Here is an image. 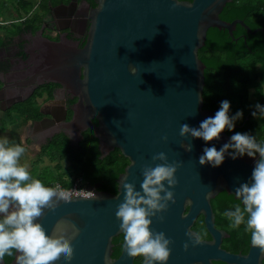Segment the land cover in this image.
Returning <instances> with one entry per match:
<instances>
[{"label": "water", "instance_id": "1", "mask_svg": "<svg viewBox=\"0 0 264 264\" xmlns=\"http://www.w3.org/2000/svg\"><path fill=\"white\" fill-rule=\"evenodd\" d=\"M96 1L97 5L86 12L90 25L85 44L79 47L68 38L51 44L62 51L63 57L42 72L45 83L55 82L77 90L80 100L69 126L86 123L99 138L100 151L105 154L120 149L130 161L122 173V185L134 183L137 191L142 192V167L162 163L153 162L154 154L164 152L169 163L182 162L175 174L178 184L170 189L176 202H169L168 210L162 213V223L152 218V230L164 232L174 242L167 264H264L259 250L251 244L246 253L222 246V240L230 234L215 226L211 203L223 191L235 197V188L250 180L259 155L232 159L225 154L219 167L199 163L205 147L219 150L240 125L211 142L179 135L182 124L198 128L203 120L215 115L204 107L206 65L199 57L209 28L226 29L231 36L238 24L249 33L264 28L252 30L239 18L222 19L221 12L232 0H182L183 4L176 8L174 0ZM131 67L137 69L135 75ZM92 118L99 124L95 125ZM164 136L167 142L162 139ZM182 144H191V151ZM97 186L90 184L88 189L99 199L74 196L54 212L45 209L36 222L49 235L61 218L77 225L80 234L72 241L75 257L71 264H106V258L110 264H132L125 249L118 260L111 256L112 237L121 231L115 213L123 201L124 189L114 196ZM189 198L193 205L183 218L176 204ZM195 213L204 215L211 239L193 247L186 233L192 231L187 221ZM186 242L188 251L183 247ZM0 264L7 263L4 259ZM8 264H15V255ZM55 264L67 262L61 258Z\"/></svg>", "mask_w": 264, "mask_h": 264}, {"label": "clouds", "instance_id": "2", "mask_svg": "<svg viewBox=\"0 0 264 264\" xmlns=\"http://www.w3.org/2000/svg\"><path fill=\"white\" fill-rule=\"evenodd\" d=\"M181 4L182 0H174L173 8ZM130 71L135 75L137 69L131 67ZM230 107L228 100L221 101L213 117L203 120L198 128L182 124L179 135L205 142L219 139L222 132L226 129L233 131L236 121L243 118L242 111L230 116ZM254 108V118L258 113L264 117V105L257 103ZM162 139L167 142L168 138L164 136ZM181 147L191 151L192 145L182 144ZM25 151V147L10 143L7 137L0 138V262L6 256L15 255V264H55L61 258L71 264L75 257L72 241L80 234L77 225L71 219L61 218L49 235L36 221L45 214V209L54 212L62 202H71L74 192L85 200L99 197L91 191L46 186L32 177L26 165L20 162ZM225 154L232 159L259 155L250 180L235 188L234 195L242 205L236 204L234 210L225 211L223 215L231 221V227L245 226V231L250 233L251 246L259 250L261 261H264V142L258 143L256 137L249 133L235 132L219 150L215 146L205 147L199 163L219 167ZM152 160L162 163L142 167V192L136 190L134 183H123L124 197L115 215L120 221L123 246L129 257H143L144 264H167L171 255L170 245L174 242L164 232L152 230V218L162 223V213L168 210L169 202H176L175 193L170 189L178 184L175 174L182 162L169 163L164 152L154 154ZM186 236L193 247L203 244L199 232L188 231ZM183 247L188 251L189 243ZM106 264H110L109 258H106Z\"/></svg>", "mask_w": 264, "mask_h": 264}, {"label": "flooded vegetation", "instance_id": "3", "mask_svg": "<svg viewBox=\"0 0 264 264\" xmlns=\"http://www.w3.org/2000/svg\"><path fill=\"white\" fill-rule=\"evenodd\" d=\"M24 4L31 6L27 12H24L25 7L22 8ZM96 5V0H0V111L4 114L2 122L21 115V123L24 122L21 125L24 128L22 135H25L23 144L39 146L41 152L51 144L79 152L95 143L100 159L105 162L120 149L105 154L100 151L99 138L86 123L69 126L80 100L77 90L55 82L45 83L47 80L42 74L43 70L53 67L63 57L62 51L51 44L67 38L78 43L79 47L85 44L90 25L86 12ZM20 104L26 107L27 114L14 110ZM35 108L38 111L30 116ZM43 121L45 124H42ZM92 122L99 124L96 118H92ZM55 151L58 160H66L68 166L71 164L69 159L61 158L58 149L55 148ZM129 162L128 159L124 169ZM102 172L103 168L98 173ZM123 172L110 175L107 190L103 188L102 181L92 185L117 196L123 187ZM214 199L211 203L215 226L229 233L217 222ZM192 205L190 198L179 200L177 212L184 218ZM187 224L190 230L201 233L203 240L211 239L203 214L197 216L195 213L194 218L189 217ZM227 238L222 240V246ZM123 245V233L119 231L112 237L113 260L122 256ZM143 263V257H132V264Z\"/></svg>", "mask_w": 264, "mask_h": 264}, {"label": "trees", "instance_id": "4", "mask_svg": "<svg viewBox=\"0 0 264 264\" xmlns=\"http://www.w3.org/2000/svg\"><path fill=\"white\" fill-rule=\"evenodd\" d=\"M23 7L24 12L31 8L27 4L22 5ZM220 17L226 21L242 19L252 30L264 28V0H232L224 7ZM199 57L206 65L204 107L215 114L221 101L228 100L231 105L230 116L235 115L237 111L243 112V118L235 123L240 126L235 127L234 131L249 133L256 137L258 143L264 142V117L259 113L257 118L252 116L257 103L264 105V31L249 33L238 24L234 35L231 36L226 29L211 27L207 32L205 45L199 50ZM35 109L30 116L38 111V108ZM14 110L21 114L28 113L22 104ZM225 131L231 133L227 129ZM55 148L58 149L61 158L71 161V167H75V171L71 180H66L62 174H59L58 179L53 177L51 181L43 180L42 182L49 187H54L53 183L56 180L70 186L75 178L82 177L88 184L102 181L103 188L107 190L110 175L123 171L128 162L119 150L113 157L103 162L95 143L89 144L79 152L69 151L61 145H56ZM45 153L47 154V150L43 149L42 154ZM101 168L103 172L98 173ZM236 204L242 205L226 191L219 193L213 201L217 222L230 234L223 246L232 252L246 253L251 244L250 233L245 231L244 225L239 228L231 227V221L223 215L225 211L234 210ZM13 257L14 255L6 256L4 259L8 264ZM216 264L226 263L218 261Z\"/></svg>", "mask_w": 264, "mask_h": 264}, {"label": "rangeland", "instance_id": "5", "mask_svg": "<svg viewBox=\"0 0 264 264\" xmlns=\"http://www.w3.org/2000/svg\"><path fill=\"white\" fill-rule=\"evenodd\" d=\"M1 113L2 112L0 111V114ZM9 120L10 119L2 122L3 125H0V138L7 137L10 143L24 146L23 141H25V135H22V133H24L23 126L17 128V124L14 125V123ZM25 147L26 151L21 157L20 162L26 165L27 170L32 177L41 181H51L53 180V177L58 179L59 174H62L66 180H71L74 176L73 173L75 171V167H71V164L68 166V162L66 160L57 159L58 154L55 151L54 145H47L44 148L47 150L48 154H42L39 146L30 144L27 145L25 143ZM57 182L60 181L56 180L53 184L55 185ZM85 183L87 182L85 181Z\"/></svg>", "mask_w": 264, "mask_h": 264}, {"label": "built area", "instance_id": "6", "mask_svg": "<svg viewBox=\"0 0 264 264\" xmlns=\"http://www.w3.org/2000/svg\"><path fill=\"white\" fill-rule=\"evenodd\" d=\"M56 185H59L62 188L67 189V190H70V191H72V190H77V191L84 190V191H91V192H93V190L88 189V183H85V181H84V179L82 177L75 178L74 181H73V183L70 186H65L61 182H57L54 185V187ZM74 196H78V194H76V192H74L73 197Z\"/></svg>", "mask_w": 264, "mask_h": 264}, {"label": "crops", "instance_id": "7", "mask_svg": "<svg viewBox=\"0 0 264 264\" xmlns=\"http://www.w3.org/2000/svg\"><path fill=\"white\" fill-rule=\"evenodd\" d=\"M3 117H4V114L1 113L0 114V125H3L2 124V118ZM21 119H22L21 115H15V116L11 117L10 122L14 123V125L17 124V128H20L22 123H24V122L21 123ZM24 144H25V142H24ZM23 147H25V145Z\"/></svg>", "mask_w": 264, "mask_h": 264}]
</instances>
